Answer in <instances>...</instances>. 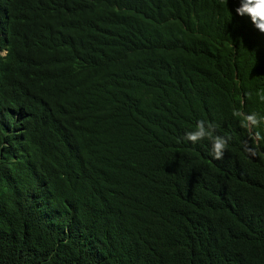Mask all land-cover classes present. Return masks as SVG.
Segmentation results:
<instances>
[{"label":"trees","instance_id":"trees-1","mask_svg":"<svg viewBox=\"0 0 264 264\" xmlns=\"http://www.w3.org/2000/svg\"><path fill=\"white\" fill-rule=\"evenodd\" d=\"M239 6L0 0V264H264V33ZM200 120L222 159L184 139Z\"/></svg>","mask_w":264,"mask_h":264},{"label":"clouds","instance_id":"clouds-1","mask_svg":"<svg viewBox=\"0 0 264 264\" xmlns=\"http://www.w3.org/2000/svg\"><path fill=\"white\" fill-rule=\"evenodd\" d=\"M236 13L241 17H250L255 28L264 33V0H240V6L236 9ZM258 96L261 101H264V94L258 93ZM244 123L247 127L249 124L257 125L259 121L256 115L252 114L246 117ZM184 139L193 144L205 139L211 141L214 158L220 160L225 154L230 138L214 136V126L211 123L206 126L205 121L200 120L194 130L186 133Z\"/></svg>","mask_w":264,"mask_h":264}]
</instances>
